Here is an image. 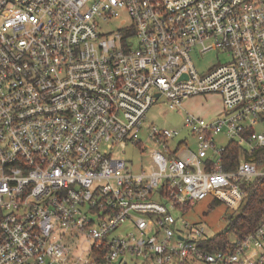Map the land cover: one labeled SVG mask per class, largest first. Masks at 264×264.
<instances>
[{"label":"built area","instance_id":"built-area-1","mask_svg":"<svg viewBox=\"0 0 264 264\" xmlns=\"http://www.w3.org/2000/svg\"><path fill=\"white\" fill-rule=\"evenodd\" d=\"M212 93L220 114L145 127ZM261 149L264 0H0V264H264V215L215 250L186 216L238 210Z\"/></svg>","mask_w":264,"mask_h":264},{"label":"rangeland","instance_id":"rangeland-1","mask_svg":"<svg viewBox=\"0 0 264 264\" xmlns=\"http://www.w3.org/2000/svg\"><path fill=\"white\" fill-rule=\"evenodd\" d=\"M118 25L119 22L114 21L109 24H105L104 28L115 29ZM216 52L217 51H211L200 58H195L198 66L202 69L203 67H210L214 63L218 62ZM223 107L224 105L222 97L219 94L215 93L194 96L185 99L183 102L184 109H181L180 111L171 110L165 98L162 97L160 99V103L155 104L147 113L145 127L147 128L150 124L156 125L161 129L171 128L177 129L179 131H184V115L186 111L193 112L205 117H212L220 114L223 110ZM219 139L221 142L224 141L222 137H220ZM146 143L149 144L150 147H154L153 143ZM111 152H113V155L116 157L124 156L127 159L133 160L135 163H139L142 158H144L145 161H148V158L150 157L148 153L142 156L134 146L130 144L126 145L123 143L116 145L115 149ZM209 202V198L200 201L193 209L189 211L186 216L193 221L200 222L201 224L205 225L208 233L211 235H215L225 228L227 223L226 218L231 214L238 212V210H235L234 213H230V210L224 203L209 208ZM129 263H131V261Z\"/></svg>","mask_w":264,"mask_h":264},{"label":"trees","instance_id":"trees-1","mask_svg":"<svg viewBox=\"0 0 264 264\" xmlns=\"http://www.w3.org/2000/svg\"><path fill=\"white\" fill-rule=\"evenodd\" d=\"M239 149L240 147L237 143L232 142L229 145L224 160L226 169L230 170L236 167L239 162ZM257 154L258 163L263 164L264 167V149H261ZM243 188L248 192L243 205L238 209V212H230L234 214H231L226 218L227 223L225 228L210 239L211 250L225 247L230 234L243 236L256 229L260 224L264 215V182L260 177H257L251 183L244 184ZM219 204L222 203L219 200H215L211 207H215ZM101 261L102 259L100 258L98 262Z\"/></svg>","mask_w":264,"mask_h":264}]
</instances>
